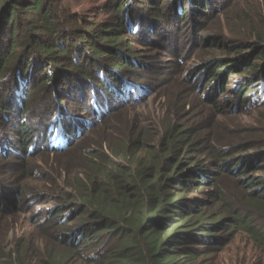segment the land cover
Instances as JSON below:
<instances>
[{
	"label": "trees",
	"instance_id": "trees-1",
	"mask_svg": "<svg viewBox=\"0 0 264 264\" xmlns=\"http://www.w3.org/2000/svg\"><path fill=\"white\" fill-rule=\"evenodd\" d=\"M159 1L174 2L115 0L110 2V18L91 23L72 14L65 0H0V124L4 127L1 129L10 130L0 131V157L6 161L14 157L34 159L35 153L42 152L64 158L82 133L108 116L115 104L134 106L143 101L141 97L148 95L151 87L141 77L130 75L128 66H135V61L121 53L129 44L126 40L143 37L142 21H152L150 12L160 11L164 15L157 5ZM184 2L196 11H207L214 0H175L171 12L176 21L184 19ZM131 3L136 4L137 12L131 9ZM144 3L153 7L142 9ZM215 42L208 43L223 45L221 39ZM241 46L249 50L247 57L232 56V50H226L227 56L211 59L199 69L212 72L213 77L203 73L201 80L214 82L210 87L215 94L233 92L226 81L238 79L237 101L244 103L251 91L262 90L264 95V28L256 31L251 41L234 44V52L240 53ZM38 88L47 92L38 93ZM81 95L89 101L86 113L80 109L82 105L71 107L73 102L76 105L74 98ZM32 108L39 113V119H35L40 121L39 132L21 126L26 125L22 116ZM161 131L173 146L180 141L186 147L194 138L191 130L176 129L172 124ZM135 135L131 134L130 140L123 143L129 147L140 144L141 134ZM23 136L27 137L25 141ZM109 149L114 156L120 155L119 151ZM151 153L146 151L149 156ZM125 157L133 159L135 154L125 153ZM255 157L260 168L256 171L264 173V149ZM167 158L164 155L160 160H150L155 168L147 179L139 173L134 176L123 167L105 165L101 159L93 162L91 174L84 173V181H79L81 186L74 195L70 194L75 201L63 198L47 211L36 213L44 216L41 222L45 225H69L53 235L58 240L53 245L56 253L48 254L49 246H44L45 252L35 256L36 264H59L61 253H72L83 264H195L204 255L200 245L214 246L220 242L217 233L228 226L248 233L264 256V176L242 178L251 193L234 208L226 207L225 198L212 191L207 192L206 201H180L173 194L175 187L183 191L205 186L216 189L220 176L215 169L227 172L229 164L223 162L225 158L219 152L208 164L195 162L186 168L179 161L171 164ZM250 165L243 160L229 172L243 175ZM119 179L130 184H122ZM113 185L117 190L110 195ZM6 188L0 184V200L6 198ZM15 191L11 192L16 194ZM220 202L222 209L213 211ZM75 219L83 221L71 227L69 223ZM212 249L206 246V252ZM13 252L25 256L28 246H14L8 253V264H22L13 258Z\"/></svg>",
	"mask_w": 264,
	"mask_h": 264
},
{
	"label": "rangeland",
	"instance_id": "rangeland-1",
	"mask_svg": "<svg viewBox=\"0 0 264 264\" xmlns=\"http://www.w3.org/2000/svg\"><path fill=\"white\" fill-rule=\"evenodd\" d=\"M110 2L115 3V0H65L72 14L83 16L91 23L110 18ZM173 4L175 0L172 4L159 1L157 5L164 15L160 11L150 12L152 21H142L145 30L143 37L131 42L125 38L129 44L122 48L121 54L133 58L131 60L136 64L127 65L130 75L141 77L151 87L150 93L141 97L143 101L134 106L115 104L108 116L82 133L64 158L42 152L35 153L34 159L28 157L20 160L14 157L6 161L0 157V184L7 187L6 198L0 200V264H8V253L14 246H28L25 256L12 254L22 264H36L35 256L38 252H45L44 246H49L48 254L56 253L53 245L58 240L53 235L65 231L69 225L58 228L52 224L45 225L41 222L44 216L36 213L47 211L63 198L75 201L76 198L70 194L74 195L81 186L79 181H84L83 174L87 171L91 174L92 163L100 159L105 165L123 167L134 176L139 173L147 179L155 168L151 159L157 161L166 155L171 164L179 161L186 168L192 167L195 162L208 164L213 155L219 152L229 167L227 172L215 169L217 176H220L216 189L205 186L196 189L189 187L183 191L181 187H175L173 194L175 199L181 198L180 201H206L209 198L207 192L212 191L225 198L226 207L232 205L233 208L251 193L246 180L242 178L264 176L263 172L256 171L260 168L256 166L255 157L264 149L262 90L259 93L251 91L250 95L244 97L248 100L242 103L237 101L240 96L235 92L240 85L238 79L232 77L226 81L234 88L233 92L215 94L213 87H210L214 82L207 83V78L201 80L203 73L208 74L209 78L213 77L212 72L199 69L211 59L227 56L226 50H232V56H248L249 50L245 46L240 47V53H235L233 46L251 41L256 31L264 28V0H214L207 11L199 8L196 11L191 4L184 2L185 16L180 21L172 17ZM130 6L136 11V4L131 3ZM148 6L153 7L145 3L140 7L147 9ZM158 16L162 19H157ZM220 39L223 45L208 43ZM209 68L212 66L209 65ZM38 89V93L47 92L44 88ZM74 99L76 105L73 102L71 107L79 108L82 105L80 109L86 113L89 101L83 95ZM34 108L22 116L26 118V125L21 126L29 128L30 132L34 129V132H39L41 127L37 124L40 121L35 120L39 119L36 117L39 113ZM78 115L86 117L84 114ZM169 124L176 129L191 130L194 133L193 141L190 140L186 147L179 141L174 147L161 131ZM1 128L4 127L0 124V131L8 130ZM16 128L19 129V126ZM137 133L141 134L140 144L129 147L123 143L126 139L130 140L131 134L135 137ZM25 139L27 137L23 136L22 141ZM122 143L123 147H120ZM109 147L119 151L120 155L114 156ZM148 149L153 152L151 158L146 154ZM125 153H134L135 157L126 158ZM243 160L251 164L245 169V174L234 172L233 175L229 172ZM119 180L123 181L122 184H130L125 179ZM12 189H16V194L11 192ZM116 190V186H111L109 194L114 195ZM21 192L23 194L20 195ZM221 209V202L213 207L215 212ZM81 221L75 219L69 224L74 227ZM217 235L222 240L214 246L200 245L204 255L195 264H264L262 248L251 241L245 231L228 226ZM206 246L214 249L206 252ZM61 256L62 262L59 264H83L72 253H61Z\"/></svg>",
	"mask_w": 264,
	"mask_h": 264
}]
</instances>
